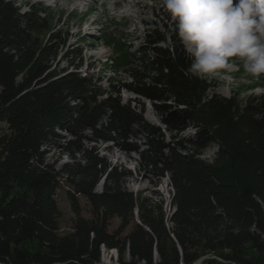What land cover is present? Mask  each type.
<instances>
[{"label": "trees", "instance_id": "trees-1", "mask_svg": "<svg viewBox=\"0 0 264 264\" xmlns=\"http://www.w3.org/2000/svg\"><path fill=\"white\" fill-rule=\"evenodd\" d=\"M29 10L20 14L13 3L0 0V122H5L9 131L0 135V191L4 194L0 200V264L100 262V246L107 244L102 234L91 229L84 237L61 240L52 234L47 212L55 178L52 172L32 166L33 162L42 165L40 149L51 131L65 124L72 135L81 137L82 132L92 131L99 139L135 153L139 149L129 141L142 133L146 149L138 154L143 164L155 170L159 167L162 176L169 174L172 189L178 196L183 195L172 220L176 230L171 232L181 254L176 249L165 252L159 245L165 233L162 224L163 232L147 222L143 226L148 230L139 228L130 242L131 260H120V264H154V241L159 256L156 264H193L208 254L215 259H206L202 264H264V210L257 202L259 199L264 204V196L252 181L258 169L264 171V98L247 105L236 120L225 100L196 106L191 101L210 86L202 78L186 73L191 60L176 28L170 31L169 20L163 19L160 24L158 19L147 24L145 50L149 49L151 60H145L144 65L155 73L154 83L161 86H150L144 76L134 71V85L128 87L143 97L185 107L182 111L167 107L164 120L172 132L184 131L195 118L216 129L217 135L225 132L222 147L226 148L227 170L221 173L218 168L202 166L200 174H192L203 184L197 196L202 210H196L185 190L189 176L180 168L198 170L201 165L176 151L201 144V135L191 139L173 134L171 144L165 145L161 131L143 125L129 105H121L118 99L98 103L96 98L101 93L90 79L70 74L51 81L54 75L48 72L49 62L54 60L61 38L58 33L51 34L46 45L38 48L32 36L47 30L45 18H40L45 11L34 7ZM9 49L17 50L18 55L15 57ZM71 54V61H80L77 51ZM18 75H22V80L15 83ZM69 100L81 104L71 107ZM75 150L83 152L81 181L94 203L102 208L124 201L132 204V196L118 190L121 176L109 172L103 159L92 152L87 153L81 146ZM102 179L104 191L91 195L92 188ZM90 231L94 234L92 239ZM31 241L38 242L37 249L26 248Z\"/></svg>", "mask_w": 264, "mask_h": 264}, {"label": "rangeland", "instance_id": "rangeland-1", "mask_svg": "<svg viewBox=\"0 0 264 264\" xmlns=\"http://www.w3.org/2000/svg\"><path fill=\"white\" fill-rule=\"evenodd\" d=\"M4 1L13 3L20 14H26L31 7L45 11L40 18H45L47 30L32 36L38 48L46 45L51 34L60 35L61 42L57 45L55 58L49 62L48 72L54 75L51 81L70 74H79L90 79L101 93L96 98L98 103L118 99L121 105H129L140 117L143 125L161 131L165 145L171 144L173 134L191 139L201 135V144L197 143L196 147H189L188 150L176 151L181 157H190L201 165L198 170L194 169L195 171L188 170L186 166L180 168L185 176H189L186 178L190 183L185 184V190L189 193L187 195L192 197L191 206L196 210L200 208L197 196L202 192L203 184L192 174H200L202 166L218 168L221 173L227 170L226 148L222 147L225 132L223 136L217 135L216 129L206 126L199 118H195L193 125L185 127L184 131L180 129L172 132L164 120L167 107L176 111H182L185 107L172 101L143 97L128 87L134 85L132 81L134 71L144 76L145 82L150 86H161L154 83L155 73L147 71L144 64L147 63L145 60H151L149 49L145 50L148 46L147 24L154 23L157 19V23L160 24L163 19L169 20L170 31L175 27V22L164 8L163 0H109L102 6L100 0L87 5L79 0ZM83 13L88 14L87 18H84L86 15L83 16ZM54 43L56 45L57 41ZM9 51L15 57L18 55L17 50ZM73 51L80 54V61L78 59L71 61L72 58L69 56H72ZM202 79L210 88L201 90L191 102L201 106L225 100L227 106L232 108L235 120L240 118L243 109L256 98H264V74L258 77L250 75L244 71L243 62L236 58L230 59L228 67ZM21 80L22 75H18L15 83ZM68 102L71 107H79L81 104L77 100ZM66 126L65 124L62 128L51 131L44 142L40 149V152H43L40 159L42 165L32 163L34 167L52 172L55 178L47 212L52 234L59 240L70 239L84 237L86 231L92 229L95 233L102 234V238L107 241L106 245L100 246L99 264H120V260L123 262L131 260L129 245L139 228L144 227L147 231L148 228L143 224L152 222L162 231L161 223L165 233L161 235L159 245L167 253L176 249L181 254L177 240L171 232L175 229L172 220L177 213V203L181 201L183 195L178 196L172 189L169 174L162 176L159 167L155 170L143 164L138 154L146 149L142 133L129 141L139 149V152L135 153L126 151L112 141L105 142L99 139L92 131L82 132V136L77 137L78 135L70 134ZM2 134H9L5 122H0V135ZM207 135L211 138H207ZM80 146L87 153L92 152V155L103 159L109 172H115L116 177L121 176L118 190L121 194L132 196L131 205L124 201L111 203L102 208L98 202L94 203L92 198L86 195L80 169L84 166L83 152L75 153L76 147ZM252 178L258 188L263 190L264 196V171L258 169ZM103 191L102 179L92 188L91 195H100ZM15 192L16 189L12 194ZM3 196V192L0 191V200ZM257 202L264 210V204L259 199ZM216 213L222 211L217 210ZM93 235L90 231L89 238L92 239ZM37 247L36 241L26 245L30 250ZM152 252L153 263L156 264L159 256L155 241ZM202 257L214 258L210 254Z\"/></svg>", "mask_w": 264, "mask_h": 264}, {"label": "clouds", "instance_id": "clouds-1", "mask_svg": "<svg viewBox=\"0 0 264 264\" xmlns=\"http://www.w3.org/2000/svg\"><path fill=\"white\" fill-rule=\"evenodd\" d=\"M191 63L186 70L205 78L243 62L252 76L264 74V0H163Z\"/></svg>", "mask_w": 264, "mask_h": 264}, {"label": "water", "instance_id": "water-1", "mask_svg": "<svg viewBox=\"0 0 264 264\" xmlns=\"http://www.w3.org/2000/svg\"><path fill=\"white\" fill-rule=\"evenodd\" d=\"M210 256H213V255H211L210 254ZM214 258H211V259H215V256H213ZM206 259H208V258H206V257H202V258H200L199 260L197 259L193 264H200V263H202L204 260H206ZM232 264H234V263H232Z\"/></svg>", "mask_w": 264, "mask_h": 264}, {"label": "bare ground", "instance_id": "bare-ground-1", "mask_svg": "<svg viewBox=\"0 0 264 264\" xmlns=\"http://www.w3.org/2000/svg\"><path fill=\"white\" fill-rule=\"evenodd\" d=\"M84 15H86V16H84ZM83 16H84V18H87L88 14L87 13H83Z\"/></svg>", "mask_w": 264, "mask_h": 264}]
</instances>
